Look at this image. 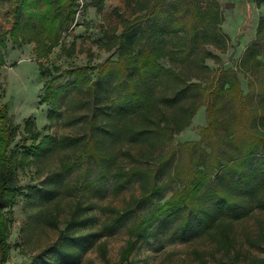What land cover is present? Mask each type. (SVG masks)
<instances>
[{
  "label": "rangeland",
  "instance_id": "obj_1",
  "mask_svg": "<svg viewBox=\"0 0 264 264\" xmlns=\"http://www.w3.org/2000/svg\"><path fill=\"white\" fill-rule=\"evenodd\" d=\"M91 1H80L70 29L45 58L37 57L36 42L17 44L2 36L0 105L8 107L19 127L10 151H32L46 141L45 150L17 172L21 192L6 211L11 219L8 264H127L123 254L135 218L151 214L185 188L195 170H206L210 178L198 201L212 215L198 224L192 205L162 218L148 239L138 243L128 263L260 264L264 35L258 38L257 30L264 18V0H187L202 9L212 1L219 3L221 36L192 38L181 33L157 41L138 29L129 38L135 54L140 49L161 50L158 63L163 70L144 72L133 59L123 57L117 38L127 21L147 11L137 0H105L98 12ZM254 45L262 66L255 75L241 67ZM42 69L50 70L55 79V101L45 100L49 78ZM79 69H86L88 86H78L74 75L64 73ZM233 75L239 79L240 96L232 100L220 95L216 127L208 128L207 91L215 79L228 89ZM134 88L144 105L130 107ZM55 107L57 116L51 120ZM30 118L40 132L38 141L25 132ZM165 125L168 131L162 130ZM49 137L52 140H45ZM252 146L255 154L248 158ZM69 164L78 167L69 172ZM135 168L139 176L118 188L124 181L118 173ZM147 173L157 175L163 190L140 203ZM217 184L236 200L233 210L216 206L212 195ZM127 210V220L109 229ZM188 215L190 229L182 235L180 225ZM84 238V244L74 241ZM59 249L75 253L77 261L63 259Z\"/></svg>",
  "mask_w": 264,
  "mask_h": 264
},
{
  "label": "trees",
  "instance_id": "obj_2",
  "mask_svg": "<svg viewBox=\"0 0 264 264\" xmlns=\"http://www.w3.org/2000/svg\"><path fill=\"white\" fill-rule=\"evenodd\" d=\"M81 0H0V65L4 63L3 47L5 46L2 36H9L15 43L20 41L37 43V57L45 58L61 43L64 33L70 29L71 23L74 22L77 9ZM98 12H102L105 6V0H92ZM138 6L147 11L145 14L138 16L132 21L125 23V30L117 38L120 42V50L123 57L133 59L138 70L144 72L146 68L150 70H160L163 68L159 65L161 58V50L159 48L140 49L137 54L131 50L129 38L132 37L138 29L147 38L163 40L167 35H178L181 33L188 34L192 38L198 34L205 35L207 38L221 36L220 25L223 21L220 5L216 1L208 4L206 9H202L197 2H188L187 0H137ZM86 10V8H85ZM264 35V18L260 20L257 37ZM129 40V41H128ZM257 43H255L256 45ZM255 45L245 54L241 67L243 71H252L255 75L260 70L261 63L258 60L259 54ZM3 46V47H2ZM72 49L70 52H73ZM86 70V69H85ZM85 70L66 71L69 75H74L75 83L78 86H88L91 82L87 80ZM44 77L49 78L46 87V101L56 100L52 95L54 90L55 79L52 78V72L48 69H42ZM51 77V79H50ZM239 79L233 75L230 77L226 89L224 84L215 79L208 89L209 100V125L208 128L214 129L216 112L218 110L216 101L220 95H226L228 99H236L238 96ZM46 103L45 101H43ZM130 107L146 103L139 91L134 88L133 93L129 97ZM57 116V108L49 114V118L53 120ZM0 264H8L9 262V238L11 234L10 217L6 211H11L17 196L21 192L17 172L19 168L25 166L31 157H38L46 148V141H42L35 150L10 151L19 127L12 122L9 110L6 105H0ZM162 130L168 131L167 126H162ZM25 132L30 135L33 141H38L40 132L32 118L25 122ZM52 140V137L45 140ZM255 146H252L248 152V158L255 154ZM93 152L90 147L87 154ZM90 155V154H89ZM248 160V159H247ZM77 164H69L67 171L71 172L77 168ZM206 170H195L192 182H188L182 190L174 193L172 197L162 206L153 209L151 214L136 217L132 229L130 231V239L123 254V262L128 263L129 256L136 250L138 243L147 240L152 232L154 224L164 217L171 216L180 210L187 209L192 205L196 206L198 224H203L204 219L211 216V211L200 204L198 198L201 192L206 191L209 177ZM140 171L131 169L128 172H119L118 176L124 178V181L118 188L130 182L137 176ZM242 174V173H241ZM141 176V175H140ZM143 179L142 195L139 199L140 203H147L162 192V186L158 182L156 174H145ZM242 181H246L241 176ZM203 191V192H204ZM42 192V191H40ZM217 199L216 206L223 210H233L236 200L229 196L220 184L214 186L212 195ZM46 197V196H44ZM258 206L264 208V200L258 201ZM131 215L129 210L119 213L110 225L109 229L120 226ZM191 225V216H186L181 223V234L188 232ZM70 240V239H69ZM84 244L86 239H75ZM72 241V242H74ZM59 254L68 262H76V254L68 253L63 249H59ZM134 264V263H130ZM260 264H264V259Z\"/></svg>",
  "mask_w": 264,
  "mask_h": 264
},
{
  "label": "water",
  "instance_id": "obj_3",
  "mask_svg": "<svg viewBox=\"0 0 264 264\" xmlns=\"http://www.w3.org/2000/svg\"><path fill=\"white\" fill-rule=\"evenodd\" d=\"M77 24H79V22Z\"/></svg>",
  "mask_w": 264,
  "mask_h": 264
}]
</instances>
